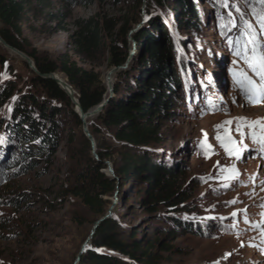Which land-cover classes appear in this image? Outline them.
<instances>
[{"label":"rangeland","instance_id":"1","mask_svg":"<svg viewBox=\"0 0 264 264\" xmlns=\"http://www.w3.org/2000/svg\"><path fill=\"white\" fill-rule=\"evenodd\" d=\"M20 1L25 7L22 39L31 50L56 62L70 59L101 75L106 86L107 74L114 69L107 65V52L91 59L80 54L71 39L78 25L93 19L128 21L133 25L130 36L158 16L170 30L176 14L169 6L147 15L145 6L137 9L134 0L120 5L114 0L96 1L90 6L69 5L65 0ZM194 2L199 29L172 33L186 63L187 82L175 116L164 126V145L155 149L159 157L183 169V188L191 185L185 202L188 210L177 215L187 229H180L169 242L171 251L161 255L169 264H264V100L252 92V86L264 83L252 67H259L264 56V24L258 22L264 17V4L260 0ZM247 29L255 31L258 42L249 40ZM129 36L130 58L134 49ZM0 54L7 57L14 75L29 82L22 57L1 43ZM9 69L2 72L3 79ZM63 131L50 161L38 159L35 167L16 172L5 166L12 148L0 142V264H74L91 237L97 218L79 198L61 196L85 170L84 132L71 119ZM102 136L115 145L104 130ZM106 164L105 172L111 175V164ZM121 190L108 198L111 213L127 217L135 227L148 223L172 228L138 208L137 188L128 185Z\"/></svg>","mask_w":264,"mask_h":264},{"label":"trees","instance_id":"2","mask_svg":"<svg viewBox=\"0 0 264 264\" xmlns=\"http://www.w3.org/2000/svg\"><path fill=\"white\" fill-rule=\"evenodd\" d=\"M65 1L69 5L90 6L106 0ZM114 1L120 5L129 0ZM134 2L137 9L144 5L147 15L155 9L174 7L176 14L170 20V30L159 16L130 36L133 25L128 21L120 24L93 19L78 25V31L71 38L79 53L89 59L103 50L107 52L108 67L118 69L112 76L109 96L101 75L84 70L70 59L56 62L31 50L22 39L24 3L0 0V37L8 45L30 57L40 74H62L85 113L107 100L92 122L87 121L97 159L92 155L91 141L83 133L85 170L61 196L79 198L97 218L94 226L107 216L108 198L114 193L121 194L122 188L131 185L137 188L138 208L172 227L165 229L148 223L135 227L128 223L127 217L112 211L96 228L78 264H169L161 254L171 251L169 242L180 229H187L177 215L188 210L185 202L191 185L184 189L183 169L159 157L155 149L164 145V126L175 116L187 82L186 63L173 34L178 30H198L196 22L200 16L194 0ZM247 32L252 43L258 42L254 30L247 29ZM128 36L134 49L130 58ZM243 42L246 47V41ZM127 60V67L120 69ZM22 63L31 75L29 82L23 83L14 75L7 57L0 54V134L3 133L0 142L12 148L5 166L14 172L35 167L38 159L50 161L63 140L66 120L71 119L82 132V122L65 91L54 80L33 72L26 61ZM6 69L9 73L3 79L2 72ZM103 130L115 145L103 138ZM106 162L111 164L113 175L105 172ZM14 201L19 204V199Z\"/></svg>","mask_w":264,"mask_h":264},{"label":"water","instance_id":"3","mask_svg":"<svg viewBox=\"0 0 264 264\" xmlns=\"http://www.w3.org/2000/svg\"><path fill=\"white\" fill-rule=\"evenodd\" d=\"M0 43L7 49L12 50L13 52H15L16 54H18L20 57H22L27 64L29 65L30 69L35 72L37 75L41 76L42 78H47V79H52L54 80L59 86L60 88L65 91V93L69 96V98L71 99L74 107H75V112L78 114L81 122H82V129L84 132V135L91 141L92 143V148L93 150H95V144H94V138L92 137L89 128H88V123L86 121V117H93L94 115L98 114L99 112H101L103 106L107 103V100L103 101L98 107H96L95 109H93L92 111L85 113L82 109V107L80 106L77 98H76V93L74 91V89L68 84V82L66 81L65 83H61V81L57 78L58 74L52 73V74H46V75H42L38 72V70L36 69L33 60L28 57L26 54L22 53L21 51L11 47L10 45H8L1 37H0ZM127 62L125 63V65L123 67H120V69H125L127 67ZM118 69L114 68L113 70H111L110 72H108L106 80H107V88H108V92H109V96L112 95V81H111V76L113 73H115ZM94 157L97 158V155L95 154V152H93ZM108 172L113 175L112 172V168L110 166H108ZM111 216V211L108 212L107 216H105L104 218L98 220L94 226H93V231L91 233V237L86 240V242L83 244V246L80 249V252L78 254V256L76 257V260L74 262V264H78L81 258V254L83 253V251L85 250V248L87 247V245L90 243L91 238L96 230V228L99 226V224L104 220L107 219Z\"/></svg>","mask_w":264,"mask_h":264},{"label":"snow or ice","instance_id":"4","mask_svg":"<svg viewBox=\"0 0 264 264\" xmlns=\"http://www.w3.org/2000/svg\"><path fill=\"white\" fill-rule=\"evenodd\" d=\"M260 3L264 4V0H260ZM261 22L264 24V17H261ZM253 54H255V48L252 49ZM253 70L256 71L262 82H264V56H261L259 58V67L256 65H252ZM248 84L252 86V81H248ZM252 92L257 95L261 100H264V83H261L259 87L252 86ZM249 101L252 103H255V101L252 100V97L249 96ZM226 123H231V121H227ZM255 123H260L259 121ZM219 139V137H217ZM237 215V213H233V216ZM243 246V245H242Z\"/></svg>","mask_w":264,"mask_h":264},{"label":"bare ground","instance_id":"5","mask_svg":"<svg viewBox=\"0 0 264 264\" xmlns=\"http://www.w3.org/2000/svg\"><path fill=\"white\" fill-rule=\"evenodd\" d=\"M57 78L61 81V83H65L66 81H65V79H63V77L61 76V75H57ZM91 117H86V121H88L89 119H90Z\"/></svg>","mask_w":264,"mask_h":264}]
</instances>
